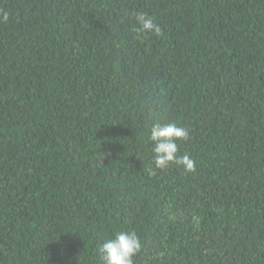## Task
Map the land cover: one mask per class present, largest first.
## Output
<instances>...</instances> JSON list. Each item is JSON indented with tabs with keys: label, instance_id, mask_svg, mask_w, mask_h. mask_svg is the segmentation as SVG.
Masks as SVG:
<instances>
[{
	"label": "trees",
	"instance_id": "1",
	"mask_svg": "<svg viewBox=\"0 0 264 264\" xmlns=\"http://www.w3.org/2000/svg\"><path fill=\"white\" fill-rule=\"evenodd\" d=\"M3 12L0 264H100L119 231L140 239L134 264H264V0ZM154 112L187 129L195 171L155 168Z\"/></svg>",
	"mask_w": 264,
	"mask_h": 264
},
{
	"label": "clouds",
	"instance_id": "2",
	"mask_svg": "<svg viewBox=\"0 0 264 264\" xmlns=\"http://www.w3.org/2000/svg\"><path fill=\"white\" fill-rule=\"evenodd\" d=\"M2 20L7 22L9 16L3 12ZM135 20L139 32H152L159 36L162 29L154 19L146 13L137 12ZM153 113V121L149 124L148 139L152 142L155 168L165 169L170 163L182 165L188 172L195 171V161L188 154L178 155L177 140L187 139L188 131L174 121H169ZM141 242L135 231H119L111 234L99 245L100 264H134V256L140 251Z\"/></svg>",
	"mask_w": 264,
	"mask_h": 264
}]
</instances>
